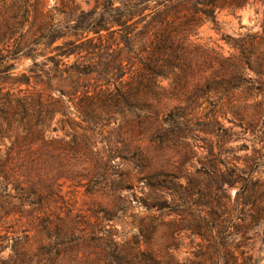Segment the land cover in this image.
Wrapping results in <instances>:
<instances>
[{
    "label": "trees",
    "instance_id": "1",
    "mask_svg": "<svg viewBox=\"0 0 264 264\" xmlns=\"http://www.w3.org/2000/svg\"><path fill=\"white\" fill-rule=\"evenodd\" d=\"M1 1L13 2L10 11L0 10V190L12 184L20 206L0 213V220L13 213L23 216L28 197L41 195L40 183L55 178L47 162L76 158L79 129L108 127L114 115L120 126H130V114L140 113V127L157 130L168 124L174 134L182 132L181 127L190 130L192 125L182 121L186 108L164 111L160 106L183 94L195 108L210 90L221 93L228 101L230 121L250 131L261 146L242 167L209 148L202 168L186 173V182L180 171L150 173L145 207L149 214L131 238L118 239L105 229L98 231L100 236L79 235L70 212L36 216L29 211L38 220L32 227L35 233L16 230L12 253L0 258V264H177L173 250L182 231L205 242L196 264H238V235L247 238L253 228H264V109L261 102H249L264 87V56L254 65L240 45L241 57H209L192 37L205 21L218 30L216 12L234 14L248 0H93L89 11L74 0H61L50 14L36 7L39 0ZM21 59L31 63L16 75L14 65ZM212 62L219 66L213 69ZM164 80L169 81L168 89ZM57 115L58 123L72 130V140L54 143L63 150L68 146L71 156L53 154L45 142ZM209 120L202 130L211 134L218 125ZM117 149L110 147L98 162L110 163ZM141 160L151 161L147 155ZM232 186H238L233 202L228 194ZM46 188L53 190L50 184ZM5 238L0 234V250ZM244 260L250 264L251 257Z\"/></svg>",
    "mask_w": 264,
    "mask_h": 264
},
{
    "label": "rangeland",
    "instance_id": "2",
    "mask_svg": "<svg viewBox=\"0 0 264 264\" xmlns=\"http://www.w3.org/2000/svg\"><path fill=\"white\" fill-rule=\"evenodd\" d=\"M74 1L83 11H89L94 6L93 0ZM3 2L0 0V10L10 11L9 7L13 1ZM31 3L35 4V1ZM36 4L44 14H50L54 12L52 8L55 5L61 6V0H39ZM30 9L32 11L33 6ZM32 13L33 11L31 15ZM55 18L61 21L63 15H55ZM216 21L218 30L211 21H205L192 37L193 42L204 49L209 57L217 54L222 57H241L240 45L246 48V53L254 65L255 61L264 56V0H248V3L234 14L225 9L217 11ZM27 28L28 26L25 27ZM30 63V59L16 61L14 74L20 75ZM212 64L213 69L219 66L217 62ZM213 69L207 70L206 74ZM246 69L250 77L256 78L254 71ZM162 85L166 89L170 87L167 80L162 81ZM21 88L25 86L22 85ZM215 91L210 90L200 100V107L195 108L187 102L185 94L181 95L179 100L163 101L160 106L164 111L176 106L186 108L182 121L189 122L192 127L190 130L181 127L183 129L179 134H174L168 124H162L157 130L147 126L140 127V113L130 114L133 122L130 126H120L119 116L114 115L108 127H97L91 131L77 130L81 145L76 158L70 157L66 163H61L57 158L47 162V169L53 171L55 178L40 183L41 195L28 197L25 202L27 205L22 206L25 210L23 216L13 213L0 220V234L6 237L3 241L5 248L0 250V258H7L12 253L11 245L16 230L31 229L30 235L35 233L32 227L38 220L36 221L35 216L28 215L29 211L33 210L36 216L45 213L64 216L66 212H70L77 221L79 235L100 236L98 231L105 229L114 233L118 239L123 235L131 238L137 231L140 220L149 214L145 207L150 197L146 185L150 173L180 171L183 175L181 181L186 182V173H195L202 168L209 148L221 158L242 167L244 159L251 156L254 149L260 148L261 143L250 131H243L237 122L230 121L232 115L227 112L228 101L221 93ZM257 101L261 102L264 109V87L256 90L249 102ZM59 118L57 115L46 130L45 142L53 154L62 151L71 156L72 151L67 150L68 146L63 150L61 144L54 143V140L62 143L72 140V136L68 134L72 130L68 125L64 127L58 123ZM163 118L164 116L160 117V121ZM209 119L216 120L218 125L214 126L211 134L202 130L203 124L210 122ZM85 136L90 140L85 139ZM6 142L9 143L8 140ZM110 147L118 148L115 158L108 164L99 163L98 158ZM144 155L150 157L149 163L141 160ZM185 159L184 167L181 168L180 164ZM48 184L52 185V192L47 190ZM237 189L238 186L228 189L232 202ZM15 196L16 190L12 184L8 185L7 191L0 190L1 214L8 209L17 211L15 207L20 206V201ZM25 199L26 197L23 198L24 201ZM29 201H35L38 205L31 206ZM160 241L157 236V242ZM237 241L240 242V247L235 252L234 260L238 264H244L246 256L251 257L250 264H264L263 227L253 228L247 238L239 234ZM204 243L201 238L189 237L184 231L178 233L176 248L173 250L176 263L196 264L197 251ZM32 248L36 249L37 243H34Z\"/></svg>",
    "mask_w": 264,
    "mask_h": 264
}]
</instances>
